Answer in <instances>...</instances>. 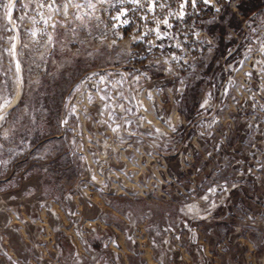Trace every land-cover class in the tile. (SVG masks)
<instances>
[{
    "label": "clouds",
    "instance_id": "clouds-1",
    "mask_svg": "<svg viewBox=\"0 0 264 264\" xmlns=\"http://www.w3.org/2000/svg\"><path fill=\"white\" fill-rule=\"evenodd\" d=\"M0 264H264V0H0Z\"/></svg>",
    "mask_w": 264,
    "mask_h": 264
},
{
    "label": "rangeland",
    "instance_id": "rangeland-1",
    "mask_svg": "<svg viewBox=\"0 0 264 264\" xmlns=\"http://www.w3.org/2000/svg\"><path fill=\"white\" fill-rule=\"evenodd\" d=\"M9 16L12 17V18H15L17 16V12L15 9H13L10 13H9Z\"/></svg>",
    "mask_w": 264,
    "mask_h": 264
}]
</instances>
